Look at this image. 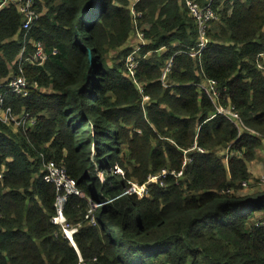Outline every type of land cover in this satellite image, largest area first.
I'll list each match as a JSON object with an SVG mask.
<instances>
[{
  "label": "trees",
  "instance_id": "obj_1",
  "mask_svg": "<svg viewBox=\"0 0 264 264\" xmlns=\"http://www.w3.org/2000/svg\"><path fill=\"white\" fill-rule=\"evenodd\" d=\"M89 1L34 0L25 40V14L0 0V85L24 76L30 89L0 88L16 118H0V264H264V191L238 193L264 145V0H214L218 18L196 56L187 0ZM137 30L146 44L131 74ZM32 40L49 54L43 64L26 60ZM208 79L215 98L199 87ZM47 161L85 194L64 206L75 245L53 222ZM128 180L147 183L146 196L126 194ZM89 198L103 204L95 225Z\"/></svg>",
  "mask_w": 264,
  "mask_h": 264
},
{
  "label": "built area",
  "instance_id": "obj_2",
  "mask_svg": "<svg viewBox=\"0 0 264 264\" xmlns=\"http://www.w3.org/2000/svg\"><path fill=\"white\" fill-rule=\"evenodd\" d=\"M211 1L214 2V0H208V2L205 5L199 6L193 0H187V4L189 5L190 11H191L192 15L195 16V18L197 20V28H198V33H199V42H198V46H197V52L191 53L192 56L200 55L201 52H203V50L206 48V46L208 44V37H207L208 26L210 25L211 22L216 21L218 18V15L215 12V10H213L211 8V7H213V3H211ZM7 3L17 4L19 9L25 14L26 18L23 22L22 30L24 31L23 39L26 40L29 29H31L34 20L38 18V14H37L36 10L33 9L34 0H4L2 5H6ZM135 34L138 37L139 42L135 46L134 51L128 56V59H127V67L130 70L131 74H134V69L137 66L135 55L139 52L141 47L146 44L143 32H141L140 30H137ZM30 44H32V46H33V53L30 56L26 57V60L33 63V64H43L49 57V54L45 50L44 44L39 40H32L30 42ZM26 51H27V46L23 45V47L21 48V53H20L21 59H22V56L25 54ZM171 62L172 61H169L168 65L166 67V71L170 68ZM164 77H165V75L163 76V78ZM13 80H14L13 85L11 84L12 83L11 80L9 81V83L7 85V86L10 85V88L12 90L15 88V90H13V92H15L19 95H23V96H26L29 94V91H30L29 83H28L26 77L19 76V77L13 78ZM206 92L212 98H215L217 96V89L215 86V82L212 81L211 88L206 89ZM4 104H5L4 103V95L2 92V94H0V118L4 122H7V123L11 122V121H16V118L11 113L10 107H8L5 110L2 109ZM217 113L226 116L229 120H231L233 123H235L239 129H242L244 127V125L241 122L238 114L236 112H234V110L231 108V106H228V107L217 106ZM30 121H32V119H30L29 114H25L22 118L21 124L26 125ZM193 149L197 150L201 153L205 152V150L202 148H199L197 146V144H195ZM186 153H187V151L185 152V154ZM189 161H191V159H190V157H188L186 155V161L185 162H189ZM46 168H47V171L44 175V179L47 182L54 183L58 187V189L63 192V194L58 197L57 215L53 218V222L57 225H61L64 228V235L68 239H69V237H72L74 239V234H75V232H77L78 228L71 227L68 224L66 217L64 216L65 202L67 200V197L70 195H77V196H81V197H85V195L77 187L75 180H73L72 178L69 177L67 170L65 169L64 166H61L54 161H50L47 164ZM110 173L112 175L120 174L121 176L125 177L124 171L118 166L110 169ZM102 174H104V173H102ZM166 174H167V172L163 171L162 175H166ZM153 178L155 181L156 177H151L149 179V181L152 182ZM103 179H104V177L102 178V180ZM128 183H129V188H127V190L125 191L126 194H128V195L137 194L140 197L146 196V194L148 192L147 183L140 185L137 182L132 181V180H128ZM247 183H249V182L245 181L244 186ZM76 188L78 190L77 192H76ZM89 202H90L91 207H90L86 217L90 219L91 224L95 225L96 220L94 217V211L99 209L103 204L96 201V200L90 199V198H89ZM71 242H73V241H71Z\"/></svg>",
  "mask_w": 264,
  "mask_h": 264
},
{
  "label": "rangeland",
  "instance_id": "obj_3",
  "mask_svg": "<svg viewBox=\"0 0 264 264\" xmlns=\"http://www.w3.org/2000/svg\"><path fill=\"white\" fill-rule=\"evenodd\" d=\"M135 39V40H134ZM139 42L138 37L136 36V34H134V36L132 37V42L129 43V47H132L133 49L135 48V46L137 45V43ZM0 94H2V91L0 90ZM264 146V145H263ZM193 149V148H192ZM187 151V150H186ZM199 152V151H198ZM201 153V152H200ZM185 161H186V156H185ZM50 161H47L45 163V173L47 171V164ZM190 162V161H189ZM58 164V163H57ZM250 164V170L252 172V178L250 183H247L244 186V189L238 191V193H240L241 195H256L258 193H261L264 191V148L261 150H259V152H257V157L256 159H254L252 162L249 163ZM61 165V164H59ZM63 166V165H61ZM44 173V175H45ZM103 172H100L98 175L99 177H101V179L103 177H105L104 174H102ZM126 175V174H125ZM45 180V179H44ZM46 181V180H45ZM118 181L120 182V179H118ZM157 181V180H156ZM47 182V181H46ZM152 182L154 181V178L152 180ZM50 183V182H48ZM54 184V183H53ZM55 185V184H54ZM56 186V185H55ZM56 189L59 193V196H61L63 194L62 191H60L58 189V187L56 186ZM58 196V197H59ZM57 203H58V198H57V202H56V208H57ZM258 216L264 219V212H260L258 213ZM264 223V220H263Z\"/></svg>",
  "mask_w": 264,
  "mask_h": 264
},
{
  "label": "bare ground",
  "instance_id": "obj_4",
  "mask_svg": "<svg viewBox=\"0 0 264 264\" xmlns=\"http://www.w3.org/2000/svg\"><path fill=\"white\" fill-rule=\"evenodd\" d=\"M211 3H213V1H211ZM212 8V7H211ZM213 9V8H212ZM213 81V80H212ZM11 84L13 85L14 84V80L12 79L11 80ZM213 82H215V81H213ZM8 83H9V81L7 82V83H4V84H1L0 85V88L1 87H9L10 88V85L9 86H7L8 85ZM215 86H216V83H215ZM199 87H200V89H202V90H204L205 92H206V89H208L203 83H199ZM14 90H15V88H14ZM207 93V92H206ZM208 94V93H207ZM4 95V94H3ZM152 177H156V179H155V182H156V180L158 181V179H159V177L158 176H156V175H154V176H152ZM129 188V187H128ZM127 190V189H126ZM125 190V191H126ZM78 190H77V188H76V192H77ZM126 193V192H125ZM85 195V194H84ZM139 196V195H138ZM140 197V196H139ZM140 198H142V197H140ZM64 229V228H63ZM69 239L71 240V241H73V242H71L72 244H74L75 245V241H74V239L72 238V237H69Z\"/></svg>",
  "mask_w": 264,
  "mask_h": 264
},
{
  "label": "crops",
  "instance_id": "obj_5",
  "mask_svg": "<svg viewBox=\"0 0 264 264\" xmlns=\"http://www.w3.org/2000/svg\"><path fill=\"white\" fill-rule=\"evenodd\" d=\"M203 84H204L208 89H210L211 86H212V80H211V79H208V80H206ZM263 148H264V146H263L262 148L258 149L257 152H259V150L262 151ZM248 164H249V163H248ZM249 169H250V164H249ZM250 172H251V170H250ZM251 173H252V172H251Z\"/></svg>",
  "mask_w": 264,
  "mask_h": 264
},
{
  "label": "water",
  "instance_id": "obj_6",
  "mask_svg": "<svg viewBox=\"0 0 264 264\" xmlns=\"http://www.w3.org/2000/svg\"><path fill=\"white\" fill-rule=\"evenodd\" d=\"M94 1H96V0H91V1H89L88 6H89L90 4H92Z\"/></svg>",
  "mask_w": 264,
  "mask_h": 264
}]
</instances>
